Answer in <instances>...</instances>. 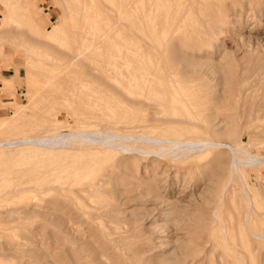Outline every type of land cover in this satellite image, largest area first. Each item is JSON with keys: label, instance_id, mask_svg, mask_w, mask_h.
I'll return each mask as SVG.
<instances>
[{"label": "bare ground", "instance_id": "6f19581e", "mask_svg": "<svg viewBox=\"0 0 264 264\" xmlns=\"http://www.w3.org/2000/svg\"><path fill=\"white\" fill-rule=\"evenodd\" d=\"M69 2L71 8L69 16L72 21L69 33L72 39L65 45L67 53H64V69L60 72L58 70L54 78L49 75L42 82L54 84L60 100L69 101L72 106L87 104L90 108L87 106V109L73 110L72 106L70 107L69 110H73L74 114L73 122L77 126L71 130L57 131L59 126L54 124L56 120L51 117L55 120L54 122L51 120L53 123L50 127L53 129H47L48 132L54 131L49 134L48 132L46 134L47 130L42 131L44 134L41 133L45 121L50 122L45 118L43 119L45 121H42L45 122L42 128L40 124V128L35 127V130H31L25 136L0 140V147L12 148L13 155L24 153L23 158L29 161L28 172L32 173L28 202L22 206L7 207L3 213L0 212V217L8 223L3 232L14 228L12 225L15 223L11 225L14 219L24 215L39 217L30 219L29 226L28 221L26 225L23 223L16 225L21 230L14 241H9L0 232V264H131L128 259L133 260L134 257L136 260H133L132 264H150L151 261L147 263L144 262L146 259L137 258L135 255L138 253L133 254L135 252L133 249L129 252L132 256H125L128 252L122 251L124 245L139 240V237L136 239L135 237L143 233L141 231L143 228L139 230L141 234H137L138 232L135 234L136 229L140 227L136 224L138 220H134L136 217L130 218L133 221L128 220L131 216L127 217V220L121 219L119 214L126 212L120 209L124 203L121 202L119 208L115 206L122 194L116 198V190H120L117 188L137 183L128 180V176L131 177L140 170L141 161H146L153 167L151 172L155 175L160 171L159 166L153 165L155 162L161 160L184 162L212 153L218 165L217 169L222 168L224 162L228 165L229 177L221 197L231 181L234 170L246 187L241 169L251 167L255 173L254 194L263 199L264 154L260 151L264 149V71L258 68L256 87L250 92L243 87L242 79L220 76L223 78L222 90L226 91V94L216 92L215 96L216 89L211 91L206 88L210 92L205 90L207 92L205 95L202 91L206 96L203 103V96L201 97L199 92H191L188 89L191 79L202 78L196 79L192 74L196 68L199 72V65L204 61H199L201 64L198 61L193 62L197 64L192 63L196 66L194 69L193 65L189 67L188 64L193 60L190 53L194 55V51L200 52L207 44L211 45L209 38L211 36L207 28L210 30V26L214 27L217 20L231 19L230 12L235 8L258 13L264 7V0H69ZM73 13L76 15L72 18ZM46 34L56 38L65 35L63 22L54 23L52 27L47 28ZM185 52L189 53V57L183 54ZM54 71L55 69L49 70L50 74ZM202 85L204 87V84ZM200 89L204 90L205 87ZM48 91L49 94L53 90ZM44 92L46 94V91ZM48 94L47 99H51L52 94ZM56 94H53V97ZM27 95L29 97L27 105H35L37 102L35 99L33 101L35 93L30 92ZM230 97L234 100L229 106L223 99ZM248 97L251 104L248 107L244 105L239 107L238 101L241 98L246 100ZM40 102L37 103L41 104ZM27 105H16L17 109L13 115L0 121V127L3 123L12 125L19 121L21 116L25 115L24 107ZM66 106L69 104L66 103ZM191 108L192 111L188 110ZM30 109L32 110V107ZM227 152L228 158L222 155ZM163 166L164 170L167 167L172 168V163L166 162ZM190 166L185 169L188 171L194 168V165ZM120 168L132 174L122 176ZM147 170V166H144L143 171ZM6 175L8 173L5 171L1 172L0 179ZM152 180L148 176L139 185H143L147 196L155 193L156 200L158 197L163 198L164 194L158 193L159 188L156 189V184ZM136 187L138 188L137 185ZM135 188L133 191L137 192L138 189ZM131 189L129 193L133 192ZM15 192L13 187L9 190L0 188V198ZM133 198L130 197L134 201ZM137 198L138 201H143L139 200L138 196ZM152 198V201H156L154 197ZM164 198L162 201L168 206L166 210L164 209L166 216L161 218L166 219L165 225L170 223L176 225L174 218L178 219L176 216L182 211L179 208L181 205L177 206L174 200L171 202L169 198ZM128 200L124 202L128 203L130 201ZM183 209L186 208L183 206ZM248 209L244 214L246 217ZM129 212L125 214L129 215ZM212 216L219 219L216 212H213ZM104 220L108 221L107 226L112 225L110 229L113 230L110 231L120 233L118 238L107 232ZM201 226L198 227L202 229ZM133 231L136 235L134 238V235L128 234L130 232L133 234ZM2 235L7 240H4ZM252 236L256 239L264 238V232H252ZM182 253V257L187 259L188 254L186 253V256L185 251ZM163 256L165 264L167 262L171 264L174 262L172 258L178 259L181 254L178 258L175 255ZM256 260L258 263V259Z\"/></svg>", "mask_w": 264, "mask_h": 264}, {"label": "rangeland", "instance_id": "374dc122", "mask_svg": "<svg viewBox=\"0 0 264 264\" xmlns=\"http://www.w3.org/2000/svg\"><path fill=\"white\" fill-rule=\"evenodd\" d=\"M69 3V0H20L17 2L16 0H0V121L5 120V117L13 115L17 109L16 105L29 104V97L27 94L30 92L35 93L33 101L34 99L35 102L37 101L38 103L41 101V104L36 102V104L33 105L34 107L28 105V107L26 106L27 108L24 107V110L26 111L25 115L21 116V119L16 123L14 122L12 125L10 123H3L0 127V140L25 136L30 133L31 130H35V127L38 126L37 129L40 128V124L41 128L44 126L46 127L41 130V133L47 130V134L48 129L52 128L50 127V125H52L51 123L55 120L54 124L59 126L57 131L71 130L77 127L72 118L74 115L73 110L76 108L79 110L81 108V110H83L88 106L87 104H82L83 107L82 105L80 106L77 104L76 107L72 106L71 102L68 103L69 101L66 102V100H60L61 98L58 97L59 94L57 93V90L54 89L55 85L53 84V86L51 83L49 85L48 81L46 83L42 82L47 76L51 75L53 77L58 70L60 72L64 69V53H67L65 45L72 39V35L69 33L72 22L69 16L71 10ZM32 11L36 12V14ZM75 15L76 14L73 13L71 17L73 18ZM230 16L231 19L229 18L227 21L217 20L214 27L210 26V30L207 28V32L208 34L210 32L209 36H211L209 37L212 42L211 45L207 44L205 46L206 48L200 52L194 51V55L190 53V57H193V60L190 59L192 62L191 64H188L189 67L197 61H204L202 62V65H199L200 67L198 66L201 75L197 70L198 68L194 69V66L197 64L193 65L192 68L195 72H193L192 75H194L195 78H202H196L197 80L191 79L190 81L192 82L189 83L190 87L188 89L191 92H199L198 94L201 97L203 96V103H205L206 93L210 92L207 90L214 91L216 89V91H214L215 96L216 92L217 94H220V92H222L223 95L226 94V91L222 90L224 86L223 78L221 77H234L238 80L242 79L243 87H246L250 92L256 87L255 81L258 73L257 71H259L258 68H261V70L264 71V7L258 13H252L249 9L240 10V8H235L230 12ZM61 21L63 22L65 35H60L59 38L48 36L46 34L47 28H50L54 23H60ZM257 48L260 49V51ZM183 54H187L188 56L189 53L185 52ZM51 69H55L53 74H50L49 72ZM39 80L41 82H39ZM211 83L213 86L210 85ZM200 84H204V90L200 89V87L204 88L203 85L201 86ZM205 84H207L208 87H206L207 85ZM206 88L208 89L206 90ZM49 89L53 90V93L50 92L49 94H52L51 96L53 97V94L57 93L58 95L56 94L55 96L58 98L55 96V98H52L50 96L51 99H47ZM205 90L207 92H205ZM44 91H46V94ZM202 91L205 92V95H203ZM41 97L42 99L40 100ZM233 100V97L223 99V101L226 104H229V106ZM65 102L69 104V108L66 106ZM238 102L240 106L237 104L232 105L239 107L244 105V107H248L251 104L249 97L246 100L241 98ZM62 103L63 105L61 106L60 104ZM54 104L56 105L53 106ZM31 107L32 110L30 109ZM70 107L73 108L72 111L69 110ZM55 108L57 112L55 111ZM87 108H90V106ZM49 110H51V112ZM188 110L192 111V108ZM51 120L53 122H51ZM40 121H45L46 124L45 122L41 123ZM35 123L37 125H34ZM58 123L62 124L59 125ZM42 124L45 125L43 126ZM71 125H74L75 127H72ZM49 131L53 132L54 130ZM51 132H48V134ZM1 151L0 171H5L8 175L0 179V188L9 190L13 187L16 191L15 193L5 194L0 198V212L3 213L7 207L15 205L22 206L28 202V196H30L28 191L32 173L28 172L29 161L23 158L25 157L24 153H15L13 155V152H11L12 148L3 147H0V152ZM253 151H255V149H253ZM260 152L264 154V149L262 148ZM19 154L22 156H19ZM17 155L20 158L22 157L23 160L22 158L17 159ZM222 155H225L227 158L229 157L228 152ZM213 157L214 155L209 153L204 154L201 157L190 158L184 162L179 160H161L160 162L153 163V165L159 166L160 170L159 173L155 175H153L154 172H151L154 168L150 167L146 161H141L140 170L134 175H131L132 173H127V170L120 168L123 173V175L121 174L122 176H128L129 174L131 177L128 176L130 178L127 177L128 180L134 181L133 183H138L131 184L129 183L131 181H129V184L126 183L128 184L127 187L122 186V188L127 189L128 186H131L130 188H132L131 190L133 191V188L137 185L138 188L136 187L135 189L138 190L137 192L134 190L129 193L130 188H128V190L124 189L128 191L127 193L126 191L123 192L124 190L122 191V188H117L120 190H116L117 195L115 196L116 198H120L115 206L119 208V205H122L121 202H123L124 206H120V209L126 210L125 213L127 214L131 211L129 212V215L122 212L119 214V217L121 215V219L123 218L124 220H127L126 218L131 216L128 219L129 221H133V217H136L134 220H138L136 224L140 227L136 229L135 234L137 232V234H141V231L143 233L145 232V234L142 233L145 235L144 237L142 234L139 236L134 235L135 230L133 231V234H131V232L128 233L130 236L134 235L133 238L136 236L135 239L139 237V240L136 239L135 242H132L134 244L129 243V245H131L130 247H128L129 245H124L127 247H124L122 251L124 252L126 250V252H128H124L125 256H130L132 253L129 254V252L133 249V251L135 250L133 254L138 253L135 255L137 258L140 257V259H146L144 262L147 263L150 261L153 262H150V264H165V261L162 260L164 254L166 256L169 255V257L175 255L177 258L181 254V259L178 258L180 261L176 258H172L174 262H171V264H177V262L178 264H187V262L190 264H256V259H258L257 264H264V238L256 239L252 236V232H264V198L262 199L259 196H255L256 192H254L253 189L255 184L254 170L251 167L241 169L247 185L246 187L242 183L237 172L234 170V174L231 176V181L227 184V188L224 190V194L221 197V193L229 177V170L228 165H226L225 162L223 163L225 165H223V167L221 166L222 168L217 169L218 165ZM166 162L172 163V168L167 167L165 170L162 169L165 167L163 165H165ZM190 165H194V170L189 169L187 171L185 167ZM144 166H147V172L143 171ZM181 172L184 173L182 174ZM262 173V181L264 182V167L262 168ZM176 174L177 176H175ZM148 176L151 180L153 179L152 181H154V184H156L157 187L156 189L159 188L158 191L161 193H158L165 195H163V198H169L171 202L174 200V203L177 206L181 205L179 208H181L182 211L178 213L179 215L176 213L178 219L174 218L177 220H174V224L176 225H173V223L170 222V224L165 225L164 221L167 222L166 219L161 218L162 216H166L165 208L168 206L165 204V201H162L163 198L158 197V200H156L157 197L155 198V193L147 196L148 194L144 192L143 185H139L140 183L142 184ZM124 179L127 180L126 178ZM242 188L245 189V191ZM139 189L141 190L139 191ZM119 194H121V196H119ZM137 196L139 197V200L143 201H138ZM126 197L130 201L126 199ZM130 197L131 199L134 197V201L131 200ZM152 197H154V200L156 201H152ZM124 200H128L129 202L126 203L127 201L124 202ZM155 205H157L156 210L154 209ZM183 206L186 209H183ZM127 208L130 210L128 211ZM132 208L136 210L134 211ZM188 209L189 211L187 212ZM247 209L248 216L246 217L244 214ZM184 212H187V214H184ZM213 212L219 214V219L212 216ZM161 213L163 215H160ZM173 213V216H175L174 211ZM179 218H182L183 220H179ZM3 219V217H0V232H2L1 234L7 237L9 241H14V238L18 237L16 235L19 233V230H21V228H18L17 226L22 223L26 225L27 221L28 225L30 224L29 222H31L30 219H39V217L24 215L19 219H14L11 222V225L15 223V225H12L15 229L12 228L5 232H3L4 227L8 225V223L4 222ZM105 222L106 221L104 220L103 224L107 232H110L114 237L118 238L120 233L118 234L114 231H110L113 230L110 229L112 228V225L109 227L107 226L109 225V223H107L108 221ZM201 224H204V226H201ZM198 226H201L202 229ZM140 228L143 229L141 230ZM139 230L141 231L139 232ZM3 235L2 238L5 240L6 238H4ZM113 235H111V237H113ZM143 238H147L148 240L146 239L145 241ZM157 241L160 243L157 244ZM138 246L140 251L138 250ZM159 246L162 247L159 248ZM198 246H200V250L198 249ZM185 249H188L189 253H187ZM195 249L197 250L194 251ZM184 251L185 254H188V256L186 254L187 259L182 257V252ZM193 251L194 254L192 255ZM195 252H197V254ZM125 256L123 255V257ZM125 259L127 258L125 257ZM133 260H136V257H134ZM133 260L128 259V262L132 264Z\"/></svg>", "mask_w": 264, "mask_h": 264}]
</instances>
